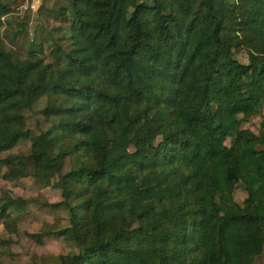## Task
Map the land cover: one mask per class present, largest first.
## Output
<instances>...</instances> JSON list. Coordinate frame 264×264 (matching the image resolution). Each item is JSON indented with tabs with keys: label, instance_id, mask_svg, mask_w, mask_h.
I'll return each instance as SVG.
<instances>
[{
	"label": "trees",
	"instance_id": "trees-1",
	"mask_svg": "<svg viewBox=\"0 0 264 264\" xmlns=\"http://www.w3.org/2000/svg\"><path fill=\"white\" fill-rule=\"evenodd\" d=\"M12 5L0 0V224L41 222L30 238L67 248L27 264H256L264 0H43L68 43L49 63L34 36L24 58L12 47Z\"/></svg>",
	"mask_w": 264,
	"mask_h": 264
},
{
	"label": "rangeland",
	"instance_id": "rangeland-1",
	"mask_svg": "<svg viewBox=\"0 0 264 264\" xmlns=\"http://www.w3.org/2000/svg\"><path fill=\"white\" fill-rule=\"evenodd\" d=\"M13 1V13L10 14L6 19L8 24L7 34L8 39H14L11 44L14 50L19 54L21 58H24L29 51L32 42V38L36 39V43L44 45L45 60L46 62H53V58L50 55L55 44L67 47L68 43L58 38L60 33L57 32L60 29L62 22L51 16L44 10L43 0H12ZM43 7V8H42ZM24 29V30H23ZM53 32L56 40L54 41L49 36V33ZM34 34V35H33ZM237 58L247 63L248 59L245 53H239ZM261 118H255L244 127L249 129L256 134H259L261 129ZM34 126V120L29 115V127ZM228 146L230 142L226 143ZM27 145L20 144L15 150L16 154L25 153ZM7 184L5 181L0 179V189H5ZM15 197L18 196H29L35 197L39 195L41 201H53L56 196L48 192L42 193H24L21 187L13 188ZM246 198V194L242 189H238L235 194V200L239 204H243ZM51 221V217L46 219ZM41 222H36L32 219H28L23 224L18 225L16 229V236H12L11 232L0 224V264H27V261L33 258H39L43 254L47 253H59L67 252V248L57 241H49L43 245L37 244L30 238V234L33 231L40 229ZM256 264H264V256L259 258Z\"/></svg>",
	"mask_w": 264,
	"mask_h": 264
}]
</instances>
